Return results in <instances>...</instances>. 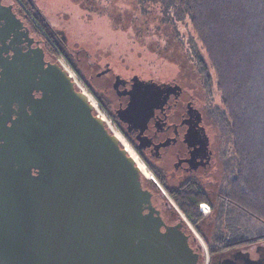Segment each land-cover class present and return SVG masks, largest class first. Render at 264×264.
I'll list each match as a JSON object with an SVG mask.
<instances>
[{
	"label": "water",
	"instance_id": "water-1",
	"mask_svg": "<svg viewBox=\"0 0 264 264\" xmlns=\"http://www.w3.org/2000/svg\"><path fill=\"white\" fill-rule=\"evenodd\" d=\"M15 80L0 91V264H199L70 69L40 51Z\"/></svg>",
	"mask_w": 264,
	"mask_h": 264
},
{
	"label": "flooded vegetation",
	"instance_id": "flooded-vegetation-1",
	"mask_svg": "<svg viewBox=\"0 0 264 264\" xmlns=\"http://www.w3.org/2000/svg\"><path fill=\"white\" fill-rule=\"evenodd\" d=\"M32 3V0H0V91L2 89L7 98H10L11 87L18 84V80L12 81V71L19 72L23 63L35 58L40 51L46 63L60 62L56 56L61 51L57 42L67 46V39L57 29L54 28L51 37L36 20L29 8ZM65 57L69 61V56ZM100 69L97 76L104 75L105 79L108 78L106 81L110 88H105L104 96L95 93L96 99L106 112L105 116L110 117L116 125V133L122 144L129 151L131 148L152 172L153 175L150 176L149 173L147 175L150 177L147 178L156 177L171 186L183 185L189 189L200 186L208 191L204 185L205 178L212 176L216 164L220 163L224 176L213 203H218L217 197L228 200L227 194L219 195L226 176L232 172L227 170L226 161L229 162V156L222 147L226 135L217 129V122H213L214 117L209 114L203 102L207 89L202 85L201 77L198 91L187 87V83L177 77L156 78L138 72L125 74L111 71L108 63ZM87 84L93 91L92 84L89 81ZM15 92L18 95V89ZM32 95L39 97L41 91L33 89ZM133 100L132 108L130 104ZM1 106L0 104V108ZM13 108L18 110L17 101L13 103ZM1 113L0 110V118ZM16 117L17 113L14 112L12 118ZM201 203H205L208 213H212L213 206L210 202ZM200 210L203 212L201 208ZM163 216L168 225L180 224L190 236L192 247L200 252L199 264H205L201 246L184 222L181 224L180 221H174L176 218L168 213ZM262 235L259 233L225 242L219 247L213 246L214 251L210 250L207 242L210 254L207 264H264ZM251 237H259V242L235 243Z\"/></svg>",
	"mask_w": 264,
	"mask_h": 264
},
{
	"label": "trees",
	"instance_id": "trees-1",
	"mask_svg": "<svg viewBox=\"0 0 264 264\" xmlns=\"http://www.w3.org/2000/svg\"><path fill=\"white\" fill-rule=\"evenodd\" d=\"M101 1L84 0V3L91 5ZM134 1L141 15L155 11L160 22L175 30L176 40H181V44L185 45L190 64L201 77V83L207 91L211 86L209 69L215 72L216 85L226 107L218 112L217 122L222 127L220 129L232 138V155L229 162L226 161L227 170L232 172L226 176L225 185L219 193L227 194L228 200L217 197L218 203L215 204L207 195L208 191L200 186L189 189L183 185L171 186L163 180L160 182L198 229L208 216L200 210V203L207 201L212 204L211 214L217 225L214 238L219 245L253 236V230L246 234L245 223H238L242 220L264 223V0ZM29 8L36 20L53 37L55 29L39 8L34 3ZM187 20L196 33L195 37L184 36L180 32V23ZM57 44L68 57L65 45ZM69 60L72 62L70 57ZM94 93L97 95L96 91ZM147 181L155 189L153 201L159 207L155 192L161 191L151 179L147 178ZM166 213L176 220L180 219L175 207L167 208ZM229 220L238 222V229H229L231 232L227 230V234H224L223 229L228 228ZM259 230L257 228L255 233H259ZM261 231L264 240V230ZM202 234L210 250L214 251L215 245L211 238ZM254 238L236 243H250Z\"/></svg>",
	"mask_w": 264,
	"mask_h": 264
},
{
	"label": "rangeland",
	"instance_id": "rangeland-1",
	"mask_svg": "<svg viewBox=\"0 0 264 264\" xmlns=\"http://www.w3.org/2000/svg\"><path fill=\"white\" fill-rule=\"evenodd\" d=\"M32 2L39 8L47 22L67 39L66 53L73 63L70 60H66L65 55L60 50L56 56L59 61L62 60L66 64L82 86L93 96L102 112L106 113L98 102L95 93L88 87L87 81L92 84L97 94L104 96L105 88H110L106 81L108 78L105 79L104 75L98 77L97 71L101 70V67H105L106 63L110 64L111 71L125 74L138 72L142 75L156 78L177 77L182 82L187 83V87L199 91L200 76L197 72H194L190 64L189 58L185 53V45L181 44V40H176L175 36L177 34L170 25L160 22L159 15L155 11L141 15L134 0H102L91 5L84 3V0H32ZM121 8L122 10H120ZM116 17H118L117 20ZM139 18L142 19L137 20ZM187 21L180 23V32L184 36L192 35L195 37L196 33L189 21ZM209 71L211 74V84H209L211 86L205 94L203 102L207 107V111L210 112L209 114H212L215 118L212 119L213 122H217L219 121L218 112L225 110L226 107L216 85L215 72L212 68ZM111 123L117 130L112 120ZM216 126L217 129H222L218 122ZM213 128L215 132L216 129L215 127ZM221 129L220 131L226 135L222 141V147L227 151L229 158H231L232 138L226 134V131L224 133ZM218 141L220 142L219 136ZM124 142L129 146L126 140ZM219 142L217 144L218 147ZM131 151L137 156L132 149ZM144 167L146 168V172L144 170L146 175L149 173L150 176L153 175L145 165ZM223 174L221 164L217 163L213 175L205 178L204 185L213 201L216 199L215 195L222 182ZM150 176L147 175V177ZM144 177V184L154 191L155 189L152 187L151 182L149 183L147 177L146 179ZM151 180L157 184L161 191L160 193L157 191L155 193L162 213H166L167 208L174 207L173 203L178 207L176 201L171 197L160 180L156 177H152ZM176 183L173 184L177 185ZM180 211L183 216L177 210L178 216L185 222L186 228L195 237L196 242L200 244L201 252L204 255V263L207 264L210 254L207 241L202 232L211 238L216 247H219L217 240L214 238V231L217 228L214 222V215L208 213V208L206 209L204 206V212H206L204 214L208 216L205 217L198 229L187 214L181 209ZM179 220L175 219L174 221ZM242 222L245 223L244 227L247 228L246 234L253 230V235L256 236L262 233V229L264 230V223L258 220L251 222L242 220L237 223L242 225ZM237 223L234 220H229L227 223L228 228H222L224 234H227V230L228 232L230 231L229 229H236ZM257 228H260L259 233H255ZM251 241L253 243L259 242V239L255 237Z\"/></svg>",
	"mask_w": 264,
	"mask_h": 264
},
{
	"label": "built area",
	"instance_id": "built-area-1",
	"mask_svg": "<svg viewBox=\"0 0 264 264\" xmlns=\"http://www.w3.org/2000/svg\"><path fill=\"white\" fill-rule=\"evenodd\" d=\"M60 62H61L66 68H68V67L66 66V64H65L64 62H62V60H60ZM68 69H69V68H68ZM73 76H74V79L76 80V83L79 85L76 76H75L74 74H73ZM79 86H80V85H79ZM80 87H81V86H80ZM94 104H95L96 110H97L101 115H103V116L105 117L106 123L109 125V127H110L114 132H117V131H115V130L111 127V125H110V124H112V123H111V120L105 116L104 112L101 111V109L99 108V106H98V104L96 103V101L94 102ZM112 126H113V124H112ZM113 127H114V126H113ZM170 201H171V200H170ZM171 203H173V201H171ZM173 205H174L175 208H177V210L179 211V213L183 216V213L180 211V209H179L174 203H173ZM204 205H205V203H201V205H200V208L203 210V212H204V208H203ZM204 213H206V212H204Z\"/></svg>",
	"mask_w": 264,
	"mask_h": 264
},
{
	"label": "bare ground",
	"instance_id": "bare-ground-1",
	"mask_svg": "<svg viewBox=\"0 0 264 264\" xmlns=\"http://www.w3.org/2000/svg\"><path fill=\"white\" fill-rule=\"evenodd\" d=\"M71 71V70H70ZM71 73L72 74H74L72 71H71ZM78 83H79V85L88 93V95L91 97V99L95 102V100H94V98H93V96L82 86V84L78 81ZM111 125V127L115 130V131H117L113 126H112V124H110ZM124 140V139H123ZM125 143V142H124ZM126 144V143H125ZM127 145V144H126ZM128 146V145H127ZM129 147V146H128ZM130 148V147H129ZM130 151H131V149H130ZM131 154L136 158V160L138 161V163H139V165H140V168L143 170V172H144V170L146 169L143 165V163H141L140 162V160H139V158H137V156L131 151ZM143 164V165H142ZM145 172H146V170H145ZM145 172H144V175H146L145 174Z\"/></svg>",
	"mask_w": 264,
	"mask_h": 264
},
{
	"label": "clouds",
	"instance_id": "clouds-1",
	"mask_svg": "<svg viewBox=\"0 0 264 264\" xmlns=\"http://www.w3.org/2000/svg\"><path fill=\"white\" fill-rule=\"evenodd\" d=\"M177 209V208H176Z\"/></svg>",
	"mask_w": 264,
	"mask_h": 264
}]
</instances>
